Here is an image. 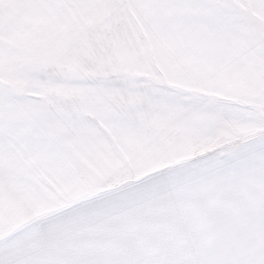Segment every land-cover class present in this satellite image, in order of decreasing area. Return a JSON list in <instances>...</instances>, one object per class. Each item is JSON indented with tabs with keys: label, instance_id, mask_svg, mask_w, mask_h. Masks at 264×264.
<instances>
[{
	"label": "snow or ice",
	"instance_id": "obj_1",
	"mask_svg": "<svg viewBox=\"0 0 264 264\" xmlns=\"http://www.w3.org/2000/svg\"><path fill=\"white\" fill-rule=\"evenodd\" d=\"M0 264H264V0H0Z\"/></svg>",
	"mask_w": 264,
	"mask_h": 264
}]
</instances>
